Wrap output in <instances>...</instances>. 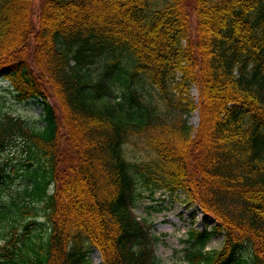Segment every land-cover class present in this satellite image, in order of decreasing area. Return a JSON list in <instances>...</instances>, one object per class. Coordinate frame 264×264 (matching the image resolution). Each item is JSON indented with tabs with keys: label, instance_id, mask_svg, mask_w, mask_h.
<instances>
[{
	"label": "trees",
	"instance_id": "1",
	"mask_svg": "<svg viewBox=\"0 0 264 264\" xmlns=\"http://www.w3.org/2000/svg\"><path fill=\"white\" fill-rule=\"evenodd\" d=\"M33 2L0 0V77L43 106L37 125L0 112V151L22 140L27 175L0 208V264H86L90 246L102 264H160L138 183L215 220L190 232L187 264H264V0H38L37 26ZM131 138L146 157L125 156ZM12 181L0 167V200Z\"/></svg>",
	"mask_w": 264,
	"mask_h": 264
},
{
	"label": "rangeland",
	"instance_id": "2",
	"mask_svg": "<svg viewBox=\"0 0 264 264\" xmlns=\"http://www.w3.org/2000/svg\"><path fill=\"white\" fill-rule=\"evenodd\" d=\"M188 10L190 28L193 29L195 22L194 13L191 7H189ZM38 13V0H34L32 5V20L35 26H37ZM100 68L99 62L91 66V70L95 74L100 71ZM140 83L143 98L153 104H160L157 89L155 90L154 86L146 79L140 80ZM190 92L191 98L197 103V87L193 85ZM113 94H115L116 97H120V91L118 90ZM50 101L53 102L52 99H50ZM0 112H7L14 116H19L32 125L43 124L41 121L43 106L40 99H29L28 101L17 100L9 81L2 77H0ZM198 120L199 114L197 110L191 112L187 116V122L194 128L197 127ZM124 150L125 156L132 161L140 160L146 157L148 153L143 147L142 141L138 138H131L124 146ZM25 156L22 140H16L6 149L0 151V167H2V172H8L13 179L10 184L11 189L2 193L3 198L0 200V208L4 209V211L7 210L1 207V205L3 203L6 204L9 193L11 191L14 192L15 189L21 188L27 182L26 171L22 165L25 162ZM142 187L141 183L136 185L133 211L138 218L146 219L150 233L157 236L156 241L152 245L153 253L160 264H187L186 248H198V245H193L190 239V232L212 229L216 224L215 220L212 218H205L200 207L189 201L187 197L179 191L176 193H169L165 190L158 189L151 193ZM9 218H11V216L7 218L1 217L0 215V246L4 242L3 238H6L4 235L9 232L7 222H12ZM28 220L30 219L26 217L24 221ZM37 220L39 222L42 221L44 223V228L46 227V219L42 211H40ZM29 227L32 230L33 225H29ZM17 231L20 234L24 229L20 227ZM222 240L223 238L220 234L210 236L207 239L205 249L219 248L222 244ZM246 252L247 250H242L241 255L244 253L247 254ZM0 260L3 259L0 257ZM86 264H102L100 252L93 246L88 248Z\"/></svg>",
	"mask_w": 264,
	"mask_h": 264
}]
</instances>
